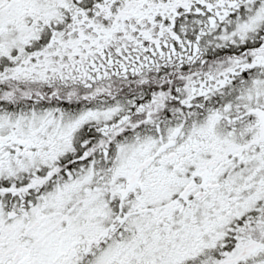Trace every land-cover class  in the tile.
<instances>
[{
  "label": "snow or ice",
  "instance_id": "obj_1",
  "mask_svg": "<svg viewBox=\"0 0 264 264\" xmlns=\"http://www.w3.org/2000/svg\"><path fill=\"white\" fill-rule=\"evenodd\" d=\"M0 264H264V0H0Z\"/></svg>",
  "mask_w": 264,
  "mask_h": 264
}]
</instances>
